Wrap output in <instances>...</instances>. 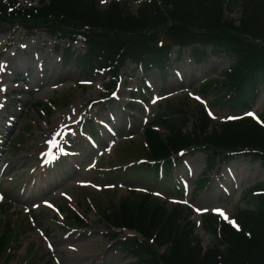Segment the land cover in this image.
<instances>
[{"label":"rangeland","instance_id":"1","mask_svg":"<svg viewBox=\"0 0 264 264\" xmlns=\"http://www.w3.org/2000/svg\"><path fill=\"white\" fill-rule=\"evenodd\" d=\"M110 1L100 0L101 8ZM124 1L136 13L144 0ZM18 3L28 7L39 0ZM239 15L230 16L238 19ZM1 29L0 235L10 229L12 233L11 250L0 258V264L128 262L130 258L112 251L110 230L96 206L101 209L120 200L131 187L150 192L168 205L178 200L189 205L197 223L196 234L207 248L211 235L204 228L203 215L222 211L232 218L247 206L243 190L264 181L260 163L241 156L222 173L214 171L200 194L194 189L205 159L198 152L184 155L173 181L157 180L150 171L127 166L144 155L143 129L161 112L159 105L169 99L189 109L199 101L215 123L231 116L213 105V93L206 97L196 88L208 78L222 83L230 64L227 58L211 56L198 62L191 47L181 51L175 46L167 78L159 72L147 76L150 91H142L141 71L128 61L120 71L118 87L109 95L106 84L110 78L104 72L87 78L74 64L62 62L64 50H56V44L62 42L46 31L28 33L18 24H4ZM74 46L80 49L83 44L78 41ZM143 93L149 101L141 98ZM263 108L264 87L246 114L258 117ZM114 166L118 168L111 170ZM178 176L185 179L182 192L176 191ZM73 212L81 214L88 227L72 226L66 215ZM121 231V237L133 233ZM8 253L11 256L6 262Z\"/></svg>","mask_w":264,"mask_h":264},{"label":"trees","instance_id":"2","mask_svg":"<svg viewBox=\"0 0 264 264\" xmlns=\"http://www.w3.org/2000/svg\"><path fill=\"white\" fill-rule=\"evenodd\" d=\"M100 4L39 0L23 7L18 0H0V30L4 24H18L28 33L46 31L62 42L56 44L57 51L64 50L62 62L74 64L87 78L102 72L110 78L109 95L128 61L141 71L143 92L149 90L148 75L159 72L166 79L175 46L181 51L191 47L198 62L211 56L227 58L230 64L222 83L208 78L196 88L203 96L213 93V105L233 119L215 123L199 101L189 109L169 99L143 129L144 155L127 166L150 171L157 180L173 181L184 155L198 152L205 169L195 194L207 187L214 171L222 173L237 157L264 168V108L258 117L244 114L264 87V0H144L136 13L124 0H111L106 8ZM234 12H240L238 19L230 16ZM79 40L80 49L74 47ZM141 98L149 101L145 93ZM176 181V191L182 192L185 179L178 176ZM242 198L247 206L230 219L214 212L203 215L211 235L207 248L196 234L192 208L179 200L169 206L150 192L131 187L128 195L101 209L97 204L96 210L110 230L112 251L130 258L119 264H264V181L244 189ZM66 217L75 228L88 227L79 213ZM123 229L133 233L121 237ZM11 231L0 235V258L11 250Z\"/></svg>","mask_w":264,"mask_h":264},{"label":"snow or ice","instance_id":"3","mask_svg":"<svg viewBox=\"0 0 264 264\" xmlns=\"http://www.w3.org/2000/svg\"><path fill=\"white\" fill-rule=\"evenodd\" d=\"M101 2H102V3H106L107 0H101ZM248 115L255 117V114H254V113H248ZM229 119H233V118H232V117H229ZM221 215H224V218H225L226 220L228 219L227 215L224 214L222 211H221ZM231 223H232L234 226L238 227V225L235 224V221H231Z\"/></svg>","mask_w":264,"mask_h":264},{"label":"bare ground","instance_id":"4","mask_svg":"<svg viewBox=\"0 0 264 264\" xmlns=\"http://www.w3.org/2000/svg\"><path fill=\"white\" fill-rule=\"evenodd\" d=\"M27 68V67H26ZM62 128V127H61Z\"/></svg>","mask_w":264,"mask_h":264}]
</instances>
